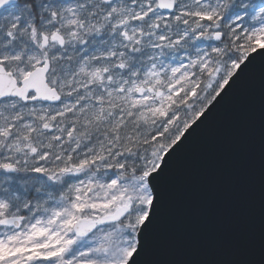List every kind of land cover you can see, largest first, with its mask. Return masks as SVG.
Here are the masks:
<instances>
[{"label": "snow or ice", "instance_id": "snow-or-ice-1", "mask_svg": "<svg viewBox=\"0 0 264 264\" xmlns=\"http://www.w3.org/2000/svg\"><path fill=\"white\" fill-rule=\"evenodd\" d=\"M258 49L264 0H0V264H138L182 145L153 174Z\"/></svg>", "mask_w": 264, "mask_h": 264}, {"label": "water", "instance_id": "water-1", "mask_svg": "<svg viewBox=\"0 0 264 264\" xmlns=\"http://www.w3.org/2000/svg\"><path fill=\"white\" fill-rule=\"evenodd\" d=\"M257 54L153 174L182 145L159 185L144 250L132 257L138 264H264V66L241 76Z\"/></svg>", "mask_w": 264, "mask_h": 264}]
</instances>
